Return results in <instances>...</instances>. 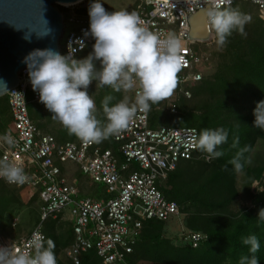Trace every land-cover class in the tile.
<instances>
[{
    "label": "built area",
    "instance_id": "1",
    "mask_svg": "<svg viewBox=\"0 0 264 264\" xmlns=\"http://www.w3.org/2000/svg\"><path fill=\"white\" fill-rule=\"evenodd\" d=\"M236 1L255 6L259 19L264 21V0H144L138 6L136 14L145 21L144 26L150 31L161 39L174 34L182 42L184 63L172 93L191 98V92L186 87L202 79L203 70L209 62L208 55L198 54L193 49L199 42L190 39L191 16L207 11L209 7L215 8L217 4L222 8L230 7ZM68 21L77 27L66 37L63 33L65 40L63 46L59 44L60 52L77 58L91 51L94 43L91 37L84 36L89 27V17L80 20L71 17ZM205 22L214 41L207 14ZM81 40L83 44L79 43ZM128 90L136 99L139 86L134 85ZM28 95L31 102L39 101L38 94L32 90L27 70H24L19 74V84L5 94L12 128L2 135L11 136L13 144L9 145L0 138V160L22 167L28 179L23 184L0 179L12 187L34 190L33 194H37L43 202L41 222L65 212L71 217L74 239L64 249L67 260L80 264L81 255L94 250L106 264L120 262L125 253L131 252L142 221L155 219L167 222L179 215L178 205L167 201L158 185L180 161L194 158L198 149L194 139L198 136L195 128H152L149 123L150 109L144 111L131 97L129 100L125 98L129 106L136 107V111L124 129L111 135L122 159L119 162L111 150L100 149L93 142L58 143L55 137L42 133L29 117ZM166 106L171 114L175 113V103L169 101ZM204 159L209 161L206 157ZM66 163L75 164L85 178L104 186L107 198L79 199L78 188L69 185L63 170ZM190 239L195 245L201 236L194 233ZM45 240L42 224L39 223L29 235L17 242L0 238V246H11L16 252L34 255L35 243L43 247Z\"/></svg>",
    "mask_w": 264,
    "mask_h": 264
},
{
    "label": "trees",
    "instance_id": "2",
    "mask_svg": "<svg viewBox=\"0 0 264 264\" xmlns=\"http://www.w3.org/2000/svg\"><path fill=\"white\" fill-rule=\"evenodd\" d=\"M238 2L240 1L234 2L230 7L250 17L246 9L238 6ZM58 9L62 13L61 9ZM77 11L79 13L86 12L85 9L80 8ZM251 30L250 35L245 31L242 33L243 35L239 31H233L236 35L240 34V37L232 33L227 38L224 46L225 51L217 54L220 57V62L215 66L212 79L202 77L199 82L188 85L186 88L191 92L189 99L177 94L179 98L173 102L176 107L174 114H171L167 109L166 98L151 104L149 110V123L152 128L170 127L167 118H164L163 115L171 116L189 112L183 120L185 126L178 128H195L198 135L206 128L223 127L228 132L227 142L218 148L223 151L221 157L206 161L204 157H207V154L199 155L201 150L198 148L193 159L180 162H187L189 165L198 163L202 165H199L201 168L195 169V173L191 170L189 174L187 172V174L178 175L176 171L179 162L175 170L169 172L164 182L158 185L163 197L178 205L179 215L185 212V204L193 206L199 204L201 209L199 211L207 216L202 214L197 218L194 215L188 218L187 244L177 247H174L172 241L165 237L164 222L155 219L144 220L139 235L134 245L131 246V252L125 253L122 261L111 264H138L140 262L149 264H238L242 256L253 255L249 252L248 246L242 243L243 237L252 234L259 238L261 245L259 251L254 255L259 258V264H264V221L257 218L258 212L264 209V161L257 166L246 164L251 159L250 154L256 143L264 142V131L253 127V109L259 101L264 100V22L258 21L251 26ZM214 37L213 43L218 41L216 34ZM103 87L106 94L114 95L113 104L125 100L126 90L123 86L119 90L110 85H103ZM1 99L7 101L6 96L0 97ZM27 100L29 117L39 129L40 117L34 111V105L30 103L29 95ZM129 102L131 104V101ZM100 110L95 114L103 125L106 123V115L103 109ZM8 128H12V123L10 126L9 124L0 126V133H5ZM74 138L80 139L76 136ZM93 143L100 149L111 150L121 162L117 143L112 141L111 136ZM244 148H247L241 158L244 167L242 170H237L230 161ZM239 174H243L249 180V187L246 191L251 200V206H242L233 212L231 206L239 197V191L236 188V178ZM201 179L203 183H199ZM88 182L92 184L91 187L99 186L89 179H87ZM0 185L3 187L4 195L9 198V201L11 200V205L20 201V193L28 194L27 189L9 186L5 180L0 179ZM77 188L80 197L93 200L107 198L104 186L100 192L97 190L94 192L93 189H89L88 185H80ZM175 189H181L183 194L176 196ZM63 216L64 214L55 218L49 217L43 222L40 219V222L36 224L37 226L39 223L43 224L51 219V226L42 227L46 237L44 246L47 242L52 241L57 251L62 250V253L74 239L72 225L68 227L71 233L70 239L62 238V231L65 230ZM57 222L60 225L58 228H56ZM194 233L201 235V239L195 245L190 239L191 234ZM55 257L57 258V256ZM56 261L57 264H63L57 259ZM67 262L73 264L69 260ZM80 264L106 263L94 250H90L81 255Z\"/></svg>",
    "mask_w": 264,
    "mask_h": 264
},
{
    "label": "clouds",
    "instance_id": "3",
    "mask_svg": "<svg viewBox=\"0 0 264 264\" xmlns=\"http://www.w3.org/2000/svg\"><path fill=\"white\" fill-rule=\"evenodd\" d=\"M206 14L220 45L226 43L233 31L243 33L244 25L250 19L236 9L222 8L219 4L215 8L209 7ZM88 17L89 27L84 36L91 37L94 43L87 56L76 58L51 47L37 48L30 51L22 63L26 65L32 90L52 114L51 118L57 120L69 134L85 142H99L124 129L134 116L136 107L129 106L126 100L110 104L112 97H105L103 111L106 123L102 125L95 114L96 103L89 94V86L94 81L115 86L117 90L121 86L130 89L138 85L136 105L148 111L151 104L172 94L184 57L178 37L170 34L161 39L144 26L145 21L134 12L108 11L102 0H90ZM42 19L45 24L43 33L30 24H20L16 28H28L24 33L26 40H30L33 33L37 37L47 36L52 29L44 16ZM79 43L83 44V41ZM0 85L6 87L2 80ZM253 116V127L264 131V100L256 104ZM2 139L9 145L13 144L11 136ZM194 139L198 148L207 154L206 158L211 160L223 155L218 148L227 142L228 132L223 127L206 128ZM245 151L247 148L241 149L230 161L237 170L244 167L241 158ZM0 178L13 184H23L28 179L22 167L2 160ZM257 218L264 221V209L258 212ZM242 243L253 255L242 256L238 264H259V258L254 255L261 246L259 238L252 234L243 237ZM34 246V255L16 252L11 246H0V264H57L51 241L48 248H43L40 243Z\"/></svg>",
    "mask_w": 264,
    "mask_h": 264
},
{
    "label": "rangeland",
    "instance_id": "4",
    "mask_svg": "<svg viewBox=\"0 0 264 264\" xmlns=\"http://www.w3.org/2000/svg\"><path fill=\"white\" fill-rule=\"evenodd\" d=\"M144 0H102L104 3V7L108 11H128V12H134L137 13L138 6L143 3ZM90 1L89 0H84L80 4L77 5H70V6H62L58 5L55 7L60 8L62 11V15L64 18V35L65 37L67 34L76 29L75 23H71L68 21L71 17H75L76 19H82L85 17H88V6H89ZM239 7L242 9H246L247 12L250 14V19L249 21L244 25V31L250 35L252 33L251 26L256 24L258 21L264 22L259 19L258 13H257V8L253 6L250 3H243V2H238L237 3ZM85 9L86 12L79 13L77 9ZM212 32L215 33L214 28H212ZM243 31V32H244ZM234 34V33H233ZM242 34V33H240ZM240 34H234L235 36L240 37ZM243 35V34H242ZM65 37L60 40V46H63V42L65 40ZM215 38V37H214ZM238 39V38H237ZM211 44H204V43H197L194 45L193 49L198 53V54H206L209 57V62L204 68L203 72V78L207 79H212V75L215 72V66L218 65L220 62V57L217 55L223 51H225V44L220 45L217 42L211 41ZM90 51H86L82 54H80L78 57L83 58L89 54ZM212 56V57H211ZM77 57V58H78ZM180 72H182L180 70ZM179 72V73H180ZM178 73V74H179ZM126 90V98L129 100L131 97L133 100H135L136 104V99L133 97V95L130 93V91ZM89 94L92 96L96 103V113L99 112L100 109H103V101L105 97L111 96L112 100L110 101V104H113V94L109 95L106 94L104 91L103 85L99 83V81H94L92 85L89 86ZM179 95L172 93L171 95L165 97L167 99V103L169 101L175 102L179 97ZM34 111L37 113L38 117H40V127L39 129L43 132L45 131L46 133L52 134L55 136L56 140L58 142H66V141H77L81 139H75V135H71L68 133V131L57 121L51 118V113L47 111V109L44 107L42 103H35L33 104ZM101 111V110H100ZM165 113V112H164ZM189 114H176V115H163L164 118H167L168 120V125L173 128H178L185 126L184 123V117ZM36 121V120H35ZM12 123V118L10 115L9 111V106L7 107V101L1 99L0 100V126H9ZM42 127V128H41ZM9 129V128H8ZM44 133V132H43ZM0 138H3V135L0 133ZM206 153L203 151H199V155H204ZM251 159L248 162L247 165L250 166H257L259 164H262L264 161V142L258 141L252 150L251 154ZM200 160V159H199ZM191 163L190 165L187 162H180L179 166L177 168V174L182 175V174H189V171L193 170L195 173V169H199L200 164L198 163ZM189 165V167H188ZM202 166V165H200ZM63 170L67 176V181L69 185L72 186H80V185H88L90 186L89 189H93L95 192L96 190L100 192L102 190V186H93L91 187L92 184L90 182L87 183V179L79 172L78 167L73 164V163H66L63 166ZM199 183H203V180L201 179ZM98 185V184H96ZM249 187V180L243 175L239 174L237 175L236 178V188L239 191V197L237 198L236 202L234 201L232 206H231V211L235 212L240 209L242 206L250 207L251 206V200L248 198L247 194V188ZM259 187V185H258ZM28 194H22L20 193V201H17L14 205H11L9 198L4 195L3 193V187L0 185V238L9 241V242H17L20 238H23L33 230V228L36 226L38 222H40V215H41V206L43 205V202L39 200L38 196H35L34 190L29 189L27 190ZM190 191V190H189ZM174 193L176 196H180L183 194L181 189H175ZM33 197V200H31V197ZM79 199L80 198H85V197H80L78 195ZM31 200V201H30ZM186 205V206H185ZM184 206V211L178 216H173L169 221L164 222L163 224V231L164 235L167 239L172 241V244L174 247L187 244V235L189 233V230L187 228V223H189L188 218L192 217L194 215L195 218L198 216H207L206 214L202 213L200 209L199 204L193 206L185 204ZM187 210V211H186ZM197 216H196V215ZM62 222V220H61ZM63 225L65 226V230L62 231V238L70 239L71 233L68 230V227H70L73 222L71 220V217L65 212L63 216ZM15 224V225H14ZM52 221L47 220L45 223L42 224V227L48 228L51 226ZM60 225L58 222L56 223V228H58ZM52 242V241H51ZM52 245H54L52 243ZM49 247V242H47L44 246V248ZM55 253V256H57V260L61 261L63 264H68L67 260L65 259L64 254L61 251H57L56 246L54 245L52 249ZM95 262V261H94ZM138 264H149L147 262H140Z\"/></svg>",
    "mask_w": 264,
    "mask_h": 264
},
{
    "label": "water",
    "instance_id": "5",
    "mask_svg": "<svg viewBox=\"0 0 264 264\" xmlns=\"http://www.w3.org/2000/svg\"><path fill=\"white\" fill-rule=\"evenodd\" d=\"M77 0H0V97L19 84V74L26 70L23 58L34 49L54 48L60 52V39L64 33L63 15L56 6L58 3H73ZM206 12L191 16L190 39L199 43H209L213 36L205 22ZM44 19L52 32L43 37L32 34L24 39L28 28L17 30L20 24L33 25L40 33L45 31ZM97 67L99 63L97 62Z\"/></svg>",
    "mask_w": 264,
    "mask_h": 264
},
{
    "label": "bare ground",
    "instance_id": "6",
    "mask_svg": "<svg viewBox=\"0 0 264 264\" xmlns=\"http://www.w3.org/2000/svg\"><path fill=\"white\" fill-rule=\"evenodd\" d=\"M84 0H77V1H75V2H73V3H65V4H63V3H58V5H62V6H70V5H77V4H80L81 2H83ZM63 23H64V21H63Z\"/></svg>",
    "mask_w": 264,
    "mask_h": 264
},
{
    "label": "crops",
    "instance_id": "7",
    "mask_svg": "<svg viewBox=\"0 0 264 264\" xmlns=\"http://www.w3.org/2000/svg\"><path fill=\"white\" fill-rule=\"evenodd\" d=\"M79 58V57H78ZM40 103L39 101H36V102H31V100H30V103H32V104H35V103ZM40 130V129H39ZM42 132V131H41ZM43 133V132H42ZM54 136V135H53Z\"/></svg>",
    "mask_w": 264,
    "mask_h": 264
}]
</instances>
